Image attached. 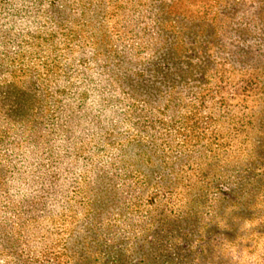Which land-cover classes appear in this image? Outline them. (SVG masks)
Here are the masks:
<instances>
[{"label":"rangeland","instance_id":"obj_1","mask_svg":"<svg viewBox=\"0 0 264 264\" xmlns=\"http://www.w3.org/2000/svg\"><path fill=\"white\" fill-rule=\"evenodd\" d=\"M0 264H264V0H0Z\"/></svg>","mask_w":264,"mask_h":264}]
</instances>
